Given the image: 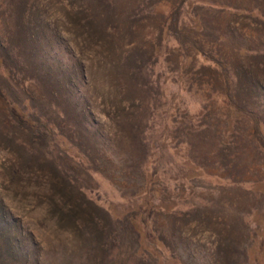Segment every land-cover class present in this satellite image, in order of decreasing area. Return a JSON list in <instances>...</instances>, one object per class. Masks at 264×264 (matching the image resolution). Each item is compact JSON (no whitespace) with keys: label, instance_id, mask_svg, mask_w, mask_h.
Instances as JSON below:
<instances>
[{"label":"rangeland","instance_id":"obj_1","mask_svg":"<svg viewBox=\"0 0 264 264\" xmlns=\"http://www.w3.org/2000/svg\"><path fill=\"white\" fill-rule=\"evenodd\" d=\"M244 9L264 0H0V264H264V21ZM146 195L153 252L106 214Z\"/></svg>","mask_w":264,"mask_h":264},{"label":"trees","instance_id":"obj_2","mask_svg":"<svg viewBox=\"0 0 264 264\" xmlns=\"http://www.w3.org/2000/svg\"><path fill=\"white\" fill-rule=\"evenodd\" d=\"M244 11L249 13V15H251V17H254V18H257V19L264 21V14H262V13L254 14L255 10L247 11L244 9ZM0 96L6 102L8 101L7 96L5 95V93L2 90H0ZM12 110L15 111L17 118L20 120V122L26 124L34 134L39 132V126L36 124V120L30 114H25L14 106H13ZM83 195L85 197L86 203H90V204L97 207V205L95 204L98 202L96 198L92 197V199H91V198H89V196H87V194H83ZM92 200H94V202ZM149 202L150 201H148V196L146 195L142 198L140 203L135 202L132 206H128L126 208L121 206L117 209H114V211H112V210L106 211V214L108 212V216L110 215V217H112L114 219L124 218L126 220V223L128 225V229L134 235V237L137 241V244H138V250L141 252L145 251V247L147 245H148L147 250H149V252L154 251V246L152 244L146 243L147 239H149L150 234H148L147 230L145 229V223L142 222V220H141L142 204L148 205ZM169 211H171V210H169Z\"/></svg>","mask_w":264,"mask_h":264}]
</instances>
